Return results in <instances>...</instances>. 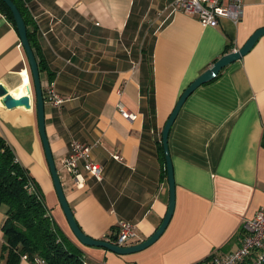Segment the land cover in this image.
<instances>
[{"label": "crops", "instance_id": "obj_1", "mask_svg": "<svg viewBox=\"0 0 264 264\" xmlns=\"http://www.w3.org/2000/svg\"><path fill=\"white\" fill-rule=\"evenodd\" d=\"M171 0H29L44 97L45 132L65 199L86 235L110 238L121 220L148 238L168 205L161 131L182 91L222 55L264 27V0H243L234 24L202 26L169 7ZM0 84L14 97L31 91L32 106L0 101V136L42 192L59 228L89 264H195L241 242L240 228L264 206V35L185 99L168 132L175 199L162 234L146 248L118 255L80 244L60 207L34 108L29 66L18 33L0 11ZM52 87L65 101L46 100ZM121 91V95L118 91ZM121 100L133 121L116 109ZM95 144L101 180L82 172L79 185L63 169L68 142ZM117 155L118 157H113ZM0 264H8L1 251ZM18 264H31L20 259Z\"/></svg>", "mask_w": 264, "mask_h": 264}, {"label": "trees", "instance_id": "obj_2", "mask_svg": "<svg viewBox=\"0 0 264 264\" xmlns=\"http://www.w3.org/2000/svg\"><path fill=\"white\" fill-rule=\"evenodd\" d=\"M11 1L24 20L27 38L41 72L45 67L38 52L35 27L28 14L29 0ZM0 11L15 27L9 8L1 0ZM161 156L164 159L163 151ZM162 176L166 177L165 168ZM29 182L33 183L34 191H28ZM0 206L5 207V219L1 226L3 237L1 251L8 264H18L22 255H26V260L31 264H36L35 257L42 259L45 264H88L82 251L56 224L38 184L29 171L16 160L12 149L1 136ZM110 238H114V235L112 234ZM219 254L215 251L195 264H211L214 255ZM252 261L251 257H247L236 264H250Z\"/></svg>", "mask_w": 264, "mask_h": 264}, {"label": "water", "instance_id": "obj_3", "mask_svg": "<svg viewBox=\"0 0 264 264\" xmlns=\"http://www.w3.org/2000/svg\"><path fill=\"white\" fill-rule=\"evenodd\" d=\"M6 4L9 8L13 21L15 24V28L17 30L20 43L23 47L25 52L30 76L32 80V87L34 92V108L35 114L37 119V126H38V133L42 143L45 159L48 165V169L51 175V179L53 182V186L60 204V207L63 211V214L66 218L67 224L71 233L73 234L74 238L82 245L85 246H92V247H102L105 248L113 253L118 255H125L130 254L133 252L140 251L150 244H152L164 231L167 223L172 215L173 208H174V199H175V186H174V177H173V168L172 163L169 155L167 138L169 129L180 109L185 99L191 94L198 86L202 85L203 83L211 80L215 77L218 72L224 68L225 66L233 63L234 61L240 59L244 56L255 44L257 39L264 35V27L258 28L255 30L250 37L246 40V42L238 49L231 51L222 55L219 59H217L209 68H207L204 72H202L198 77H196L181 93L178 100L176 101L171 113L169 114L168 118L166 119L164 126L161 131V140H162V149L164 154L165 160V169H166V179L168 184V205L166 213L157 227V229L145 240L140 241L135 244L127 245V246H116L109 241L102 240V239H95L88 235H86L79 226L77 225L71 209L65 199L60 179L57 173L56 166L54 164L53 156L51 153V149L49 146V142L45 132V117H44V97L41 87V81L39 77V69L38 64L29 44V40L27 38L26 33V26L24 20L17 9L16 5L11 0H1ZM0 101L1 103L9 109L12 108H23L26 111H29L32 106V97L31 91L29 87H27L26 93L22 94L21 96L14 97L2 84H0ZM115 238V235H114Z\"/></svg>", "mask_w": 264, "mask_h": 264}, {"label": "built area", "instance_id": "obj_4", "mask_svg": "<svg viewBox=\"0 0 264 264\" xmlns=\"http://www.w3.org/2000/svg\"><path fill=\"white\" fill-rule=\"evenodd\" d=\"M168 6L194 16L202 26L209 27H216L221 18L229 19L236 24L243 16V0H171ZM121 93L119 90L118 94L121 95ZM45 98L53 107H59L65 101L52 87L47 89ZM116 109L127 120L133 121L136 118V114L129 111L121 100L116 102ZM94 145V143L89 144L76 139H70L68 142V151L61 165L73 177L77 185L81 182L82 172L96 180L102 178V168L93 161L91 156ZM34 189L33 183L29 182L28 191H34ZM240 233L241 242L238 247L230 252L214 255L211 264H236L247 257L253 260L250 264L264 263V206L258 208L251 219L242 223ZM133 238H135V224L121 220L117 224L115 238L111 243L116 246H127ZM21 259L26 260V255H22ZM34 262L45 264L38 257L34 258Z\"/></svg>", "mask_w": 264, "mask_h": 264}]
</instances>
